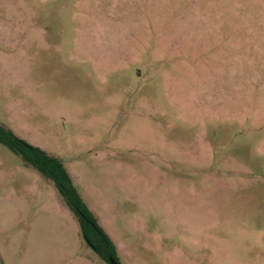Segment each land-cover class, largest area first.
Here are the masks:
<instances>
[{"label":"rangeland","instance_id":"1","mask_svg":"<svg viewBox=\"0 0 264 264\" xmlns=\"http://www.w3.org/2000/svg\"><path fill=\"white\" fill-rule=\"evenodd\" d=\"M0 126L119 264H264V0H0ZM0 264H104L1 145Z\"/></svg>","mask_w":264,"mask_h":264},{"label":"trees","instance_id":"2","mask_svg":"<svg viewBox=\"0 0 264 264\" xmlns=\"http://www.w3.org/2000/svg\"><path fill=\"white\" fill-rule=\"evenodd\" d=\"M0 145L18 155L28 167L52 183L66 208L75 216L83 241L100 261L110 264L109 259H113L119 264L113 243L80 196L62 161L29 145L2 126H0Z\"/></svg>","mask_w":264,"mask_h":264},{"label":"water","instance_id":"3","mask_svg":"<svg viewBox=\"0 0 264 264\" xmlns=\"http://www.w3.org/2000/svg\"><path fill=\"white\" fill-rule=\"evenodd\" d=\"M110 264H117L113 259H109Z\"/></svg>","mask_w":264,"mask_h":264}]
</instances>
